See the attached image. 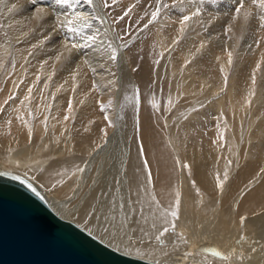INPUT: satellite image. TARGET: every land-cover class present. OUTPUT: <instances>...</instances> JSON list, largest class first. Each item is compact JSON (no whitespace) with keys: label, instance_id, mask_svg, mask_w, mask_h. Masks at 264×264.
<instances>
[{"label":"bare ground","instance_id":"obj_1","mask_svg":"<svg viewBox=\"0 0 264 264\" xmlns=\"http://www.w3.org/2000/svg\"><path fill=\"white\" fill-rule=\"evenodd\" d=\"M155 1L142 0L137 10L146 9L150 4L153 6ZM104 4L105 0H92L91 4L86 0H69L68 4H60L58 0H0L2 62L14 49L20 62L28 54L19 51L18 46L13 49L6 36L8 30L5 25L11 27L10 36L15 40L28 35L35 26V30L44 29L46 34L40 32L33 36L44 35L46 39L51 35L47 47L51 49L55 45L53 48L56 51V56L50 57L52 55L48 53L50 58L43 61L41 57V61L37 60L33 66L26 62L24 67L20 66L13 72L15 75L7 83L6 89L11 95L17 92L14 99L18 100L14 102L17 115L7 119L12 122L0 133V172L27 179L60 218L75 223L121 253L156 264H264V144L260 146L261 150H246L247 147L240 144L241 132L238 134L237 130L234 133V123L230 125L227 120L228 115L231 121L237 118L238 122L243 120L249 108V92L257 85L253 83L256 74L259 83L258 67L264 56L262 50L257 53L251 50L250 54L246 50V53L238 51L242 49L240 42L248 28L253 29L258 43L264 40V21L261 20L264 8L254 5L252 0H244V8L237 15L235 9L239 0H185L177 9L168 11L169 17L183 27L174 26L173 31L167 34L159 24L148 37L147 64L152 65L163 89L168 88V101L176 103V97L184 96L179 102L186 112L183 116L177 113L179 118L176 119L183 121L188 131L190 127L195 128L200 117L194 111L195 106L199 100L206 102L212 113L206 115L205 127L209 128V132H204L210 133V153L218 159L220 171L227 166L225 154L229 152L226 151H236L241 161L238 178L222 189L215 181V167L211 166L205 148L201 157L203 160H198L200 147L194 149L192 145L182 144V140H175L174 143V137L170 139L163 131V126L167 128L163 118L148 100L152 97L155 102L154 88L144 83L141 95L138 94L127 56L122 58L121 64L132 94L129 117H134L136 121L135 132L130 125L126 130L120 125L118 102L110 104L108 101L113 92V88L105 85L109 69L103 67L104 62L110 67L113 61L100 55V48L105 43L102 35H108L102 20L101 6L104 8ZM246 13H250L247 19ZM184 16L191 19L181 23ZM179 37L185 38L180 48L177 46ZM69 41L79 47L71 49L69 44L70 50L66 49L65 44ZM214 42L219 43L218 48L211 45ZM173 53L177 54V58L171 63ZM235 53L239 55V61L234 63H238L240 69L243 68L242 58L251 55V62L246 65L249 72L246 67L236 93L230 90L214 100L212 94L218 92L219 84L216 86L210 81V74L215 72L213 68L216 67V71L225 78L231 70ZM157 55L163 58L159 65L155 64ZM61 60H67L68 73L63 78L70 80L69 83L65 81L62 84L60 78L54 81L53 69ZM2 68L3 65L0 70ZM79 82L82 85L79 86ZM234 83L237 84V81H231V85ZM98 84V94L90 95L92 88ZM259 84L258 93L262 92ZM45 86L49 91L44 97L50 99L47 106H41L43 94L40 95L39 91ZM26 96L29 99H25ZM257 96V101L264 99L261 93ZM7 97L6 94L4 98ZM4 98L0 99V104ZM90 101H95L96 106L91 107ZM253 106L254 109H251H259L257 104ZM46 107L53 108L48 111ZM49 113L52 119H48ZM185 115H188L187 118ZM28 117L35 118L34 125L28 123ZM191 119H195L194 122ZM259 119L258 122L261 121ZM45 122L49 124L48 128L44 126ZM175 127L171 128V134L178 135L180 131ZM225 137L228 145L226 143L227 147L223 150ZM14 146H19L18 150ZM228 171L229 174L233 170ZM252 179L255 182H251ZM174 211L178 212V218L172 216ZM106 215L116 216L118 220L125 219L127 215L133 221L131 230L127 235L113 236L110 234L113 229L105 233ZM241 217L246 219L241 222ZM164 228H168V232L157 240L156 236ZM213 251H219L221 255L215 256ZM186 253L192 255L186 258Z\"/></svg>","mask_w":264,"mask_h":264},{"label":"rangeland","instance_id":"obj_2","mask_svg":"<svg viewBox=\"0 0 264 264\" xmlns=\"http://www.w3.org/2000/svg\"><path fill=\"white\" fill-rule=\"evenodd\" d=\"M107 2L111 5V7L102 8V6H101V12L103 13L102 17L104 16L102 18V20L104 21V26H105V28L108 31V35H106L107 33H104L102 35V36L105 37V40L102 37V40H104L105 43H104V45H102L103 48H100L101 49V54L100 55L103 54L102 58L104 56H106V59L107 58L111 59L110 58L111 57L110 53L113 54V49H115L116 59L115 60L111 59L113 62H112V65L110 67H107V65L104 62V66L103 67L106 66L105 69H107V68L109 69V72L107 73L108 81L106 82L107 84H105V85L110 87V88H113V92L114 93L112 92L113 94L112 93L110 94V97H109L108 101H109V103L110 102L114 103V101L118 102L117 110H118V118H119L120 125L123 126V128L125 130L130 125V128H132L133 133L135 132L136 121H135L134 117L133 118L131 117V119L129 117V109H130L131 104H132V96H131L132 94L130 93V90L128 89V86H127L128 85V80H127L128 78L126 77V71L124 69H122V64H121L122 63V58L127 56V58H129V60H130V64H128V65H129V67L131 69L130 72H131V76H132V82H133V84L134 83L136 84L135 86L137 88L138 94L141 95L140 91H141L142 85L144 83H148L150 85V87L154 88L155 102L153 103L152 97H148V100H149V102L151 103L152 106L154 105L158 109L159 114L163 118V120H162V118H161V120L163 121V123L167 127L165 129V127L163 126V128H164L163 131L166 133V135H168V137L170 139L174 137L173 138L174 143H175V140H177L179 142H181V140H182V142H181L182 144L184 143L187 146L188 145H192L193 148L195 147L194 149H197L198 147H200V149H201L200 151L201 152L199 154L198 160H201V161L203 160V159H201V157H203L202 155L204 154V151H206L208 153L207 155L210 158L209 160H210V162L212 164L211 166L215 167L214 175H215V181L218 184V186L222 187V189H223V187H225V186H227L229 184H232L234 182V180H236V178H238V175L241 172V161L238 160L236 151H234L233 153L231 151H226L227 153L229 152L228 154H225L226 152L224 153L225 157H226V163H227L226 165L227 166H226L224 171H220V169H219L220 163H219L218 159L215 158L216 156H214V155L212 156L211 155L210 147H209L210 145L208 143L209 142V138H210L208 136L210 135V133H209V135L207 134L209 132V128L205 127V125L207 123L206 115L207 116L210 115L212 113V111H211V109H209V106L207 105V103L202 101V100H199V103L195 106V110L194 111L196 113H199L200 117L201 116L202 117L201 118L199 117L198 123L196 124L195 128L190 127L189 131H188L187 130V125H184L183 121H180V120L176 119V118H179L178 114L183 116L185 114V112H186V110L184 109L185 107L180 106L181 103L179 102L181 99L184 98V96L183 97H176L178 99L176 101V103L175 102H173L174 104L170 103L168 101V99H169L168 97L170 96L169 92L167 93L168 88H167V90H166V88L163 89V85H161L159 83V81H158L159 78L156 75L157 73L155 71H153L154 69H152V65L147 64L148 63V56H147L148 37L151 34H153L152 31H155L156 26L159 25V24H160L162 30L164 32L166 31V33L167 32L170 33L171 31H173V27L174 26H181L182 24H180L179 22H177V21H175V20H173L172 18L169 17L170 15H169L168 11L169 10L171 11L174 8L177 9L181 5V3L185 2V0H156L155 3H153L154 4L153 6H151V4H150L149 6L146 7V9L145 8L143 10L139 9V11L137 10L138 9L137 7H139V5L142 2V0H116V3H114V4L112 3V0H107ZM129 2H132V3L129 4ZM157 8H159V14H158L157 18L154 21H152L151 23H149V20L151 18L152 13L155 12L157 10ZM129 9H130V11H128ZM126 11L128 12V15L124 16V13ZM165 13H168V14H165ZM0 15H2V14L0 13ZM121 16H124V18L122 20L119 19V17H121ZM160 18H161V21L163 19L165 20V21L164 20L163 21L165 22L166 25L163 23V21L162 22L160 21ZM104 19H106V20H104ZM3 20H4V18H3ZM161 23H162V25H161ZM145 25H147V26H145ZM168 25H169L170 28L168 27ZM182 27L183 26H181V28ZM5 28L8 30V34L6 36H7L8 40H10L12 42L13 49H14V47L18 46V48L21 49L19 51L27 52L28 54L26 55L27 57L24 56V60H25V61L23 60L24 63H23V61L20 62L18 60V57L16 59L15 49H14L13 53L10 54V56H9V58L7 60H4V62H2V60H0V67L3 65V68L0 70L1 71L0 72V99L4 98L6 94H7V96H9V97H7V99L4 98L2 100V104H0V133H2L3 130L7 129V124L8 123L12 122V120H10L11 121L10 122V121H7V119L9 117H13L14 115H17V112L15 113V104H14V102H18V100L14 101V99H16L17 92L11 95L10 92H8V90L6 89L7 88V83L15 75V73H13V72H15L17 68H21L20 66L24 67L26 64L29 65V66H33L34 64H36L37 60H40L41 57H42L41 59L43 61H45V60H47V58L56 56V53H54V52H56L55 49H54L55 45H52L51 49H50V47L49 48L47 47V46H49L48 41H49L51 35H49L50 37L47 36L46 39H45L44 35L43 36L42 35L39 36L40 38L36 37V36H33L34 34H38L40 32H41L40 34H43L42 32H45V31H43L44 29L35 30L36 29V26H35V29L33 28L34 31L30 30L28 35L26 34L23 38H17L15 40L14 38L11 37L12 36V34H11L12 31L10 30L11 27L9 25H7V26L5 25ZM53 29L54 28H52V30ZM169 29H170V31H169ZM38 30H39V32H38ZM251 32H252V35H251ZM46 33H47V31L44 34H46ZM169 33H167V34H169ZM253 35H255V33L253 32V29L252 28H248V31H246V35L244 36V38H242V42H240V48H242V49H240L238 51V53H241V51L244 52L246 50V52L248 54H250L252 52L257 53V52H259V50H262L261 52L264 54V40H261V42L259 40L260 43H258V41H257L258 38L256 36H253ZM155 39H157V37ZM177 39H178L177 40V46L180 48L181 47L180 45L184 43V41H185L184 39L185 38L184 37H179ZM25 40L28 42V45L26 44L27 42ZM34 41H35V43L37 41V43L33 44ZM157 45H159L158 42H157ZM211 45L212 46L214 45L213 47H215V48L219 47V43L216 44L214 42V43H211ZM260 47H262V48L260 49ZM121 49H125V50L123 51ZM43 50H45V51H43ZM251 50H253V51L250 52ZM35 51H37V52H35ZM120 52L123 53L124 56H122V54ZM124 52H125V54H124ZM246 52H244V53H246ZM48 53L50 55H52V56H50ZM48 56H50V57H48ZM235 56H238V57H235ZM44 57H46V58L43 59ZM234 57H235V59H234ZM234 57H232V59L234 61H232V64H230V69L231 70L228 72V74H227V76L225 78H224V76L221 73H219V71H216V70H218V68H216V67L213 68V70H215V72L213 71L212 75L209 73L210 74V78H211L210 81H212L213 84H215L216 86H218V84H219L218 92L212 94V98L214 100H215V98H217V96L219 97L222 93H224V92L227 93L230 90H232L234 93H236V90L239 88V84L242 82L241 81L242 74H243V72L246 73V71H245L246 67L251 62L250 61L251 58H249V57H251V55H249V56L246 55L245 57L242 58L243 61H244L243 65H241V66H243L242 69L239 68L238 63L237 64L234 63L235 61H237V62L239 61L238 60L239 59V55L235 53ZM262 57L263 58H262L261 62L259 63V67L260 68L258 67V71H259L258 72L259 73L258 74V77H259L258 80H259L260 84L257 83V74H256V77H255L256 78V83H254V85H256V84L257 85H256V87H254L252 92H249V96H250L249 100L250 101H249V105H248L249 108L247 109V111L249 113L247 111L245 113L247 117L244 114L245 118L243 117V120L241 122L240 121L238 122L237 121L238 118L236 120L232 119L233 121H231L230 120L231 119L230 116L229 115L227 116L229 118V119H227L228 122L231 123V124L230 123L229 124L232 125L234 123V125H235L232 128L233 132L234 131L237 132V130H238V134L241 132L240 133L241 134L240 135L241 139H239L240 140V144L243 143V146L247 147L246 150L249 149L250 151L261 150L260 146H263V144H264V99H260L259 101H257V99H256L258 97L257 95H259L260 93H261V95H264V80H263L264 79V77H263L264 76V56H262ZM156 58L157 59H156V63L155 64L159 65V63H161L163 61V58L160 57L159 55H157ZM174 58L175 59L177 58V54L176 53L172 54L171 63L173 61L175 62ZM124 60L125 59H123V62H124ZM66 61L67 60H65V61L61 60V63L59 62L60 64L58 63L57 65H55V67L53 69V70L56 71V72L54 71V73H53L54 74V77H53L54 81L55 80H59V78H60L59 81L62 84L65 83V81H66V83L71 82L70 80H65L63 78V77H65V74L68 73V71H67L68 69L66 67V64H67ZM244 63H247V64L244 65ZM209 64H211V63H209ZM148 67L151 69L150 71L147 70V69H149ZM86 69L87 68L84 67V70H86ZM60 70H62V72ZM240 70H241L242 73L240 72ZM248 70H249V68L247 67V71ZM86 71H88V70H86ZM63 72H65V73H63ZM88 73L90 74L89 71L87 72V74ZM149 73H150L151 77H149ZM220 74H221V76H220ZM4 75H6V76H4ZM56 76H57V78H56ZM59 76H61V77H59ZM232 76L234 77L233 79H235V80L230 79ZM251 77L252 76L250 75V78ZM145 78H147L148 80L145 79ZM250 78H249V80H251ZM26 81H27V78H26ZM231 81H233V82L237 81V84L234 83V84L231 85ZM79 83H80L79 86L82 85L81 82H79ZM165 83L167 84L166 81H165ZM258 84L260 86L259 88L262 90V92L260 91L259 93L256 90L258 88L257 87ZM235 85H236V87H235ZM99 86H100L99 84H98V86H94L92 88V90L90 91V95L94 94V96H96L98 94V93L96 94V92H99V89H98ZM95 87H96V90H95ZM44 88H43L44 91L43 90L39 91L40 95L43 94L42 102H40L42 104L41 106H45L48 103L49 99H50L49 97H46V96L44 97L45 92L49 91L48 90V86H45ZM234 88H235V90H234ZM12 91H14V90H12ZM255 96H257V97H255ZM10 97H11V99H10ZM251 101H253V102H251ZM261 101H263V102H261ZM3 102H4V104H3ZM112 103H110V104H112ZM96 104L97 103H95V101L94 102L90 101V103H89V105L91 107H95ZM256 104L259 107V109L255 108V110H253L254 109L253 105H256ZM181 105H183V104H181ZM257 106H255V107H257ZM46 108L49 111L53 107L52 108L51 107L50 108L46 107ZM251 108H253V109H251ZM42 109L44 110V107ZM177 110H178V112H177ZM182 110H184V111H182ZM251 110H252L254 116L252 115ZM87 113H88V115H91V111H88ZM133 114L135 116L136 112L134 111ZM1 116H3V117H1ZM4 116H5V119H4ZM187 116L185 115L184 117L187 118ZM258 117L261 118V119H259V120H261L259 122L257 121ZM2 118H3V121H2ZM48 119H52L51 118V113H49ZM194 120L195 119H191V121H193V122H194ZM27 121H28V123L32 122L31 124H33L35 122V118L28 117ZM134 121H135V123H134ZM247 121H249V122H247ZM250 121H251V123H250ZM177 123H178V125H177ZM203 123H205V124H203ZM237 123H238V126H237ZM48 125L49 124H47L46 122L44 123V126L45 127L47 126V128H48ZM175 125H176L175 128H177V130H179L181 132V133L179 132L178 135L171 134V132H172L171 128H173ZM171 126H173V127H171ZM206 129H208V131ZM248 130H250V131H248ZM11 131H12V135L14 136L15 135L14 131L13 130H11ZM204 131H206L207 133H205ZM247 132H248V134H246ZM242 133H243V135H242ZM202 134H203V136H202ZM193 138H195V140ZM242 138H244V139H242ZM207 139H208V141H207ZM0 141H2L1 134H0ZM227 141H228L227 137H225L224 138V142H223L224 145L221 147V149H223V148L225 149V147H227V145H228ZM226 143H227V145H226ZM196 144H198V145H196ZM200 145L202 146V148H201ZM212 145L215 146V143L212 142ZM18 148H19V146L18 147L14 146V149L18 150ZM208 148H209V150H208ZM203 149H204V151H203ZM224 154H222V155L224 156ZM214 159L216 161H214ZM206 166H209V165H206ZM227 169H229V171H230V169L233 170V171H230L231 172L230 173ZM227 171L229 172V174L227 173ZM253 181H254V179H252L251 182H253Z\"/></svg>","mask_w":264,"mask_h":264},{"label":"water","instance_id":"obj_3","mask_svg":"<svg viewBox=\"0 0 264 264\" xmlns=\"http://www.w3.org/2000/svg\"><path fill=\"white\" fill-rule=\"evenodd\" d=\"M0 264H156L60 218L27 179L0 172Z\"/></svg>","mask_w":264,"mask_h":264},{"label":"snow or ice","instance_id":"obj_4","mask_svg":"<svg viewBox=\"0 0 264 264\" xmlns=\"http://www.w3.org/2000/svg\"><path fill=\"white\" fill-rule=\"evenodd\" d=\"M58 2L60 4H68L69 3V0H58ZM86 2L88 4H91L92 3V0H86ZM112 3H116V0H112ZM252 3L254 5H258L260 8H264V0H252ZM104 7L105 8H108V7H111V5L107 2V0H105V4H104ZM244 8V0H239V6L235 9L237 15H239L241 9ZM130 11V9L128 10ZM159 14V8H157V10L155 12L152 13L151 15V18L149 20V23H151L152 21H154L157 16ZM128 15V12L126 11L124 13V16H127ZM194 15H198V13H194ZM250 15V13H246L245 14V19L248 18V16ZM124 16H121L119 17V19H123ZM189 19H191L190 16H184L183 17V20L181 21V23H184L186 21H188ZM261 20L264 21V16H261ZM147 26V25H145ZM71 31H75V29H71ZM71 45V49H76L79 47V45L77 43H72L71 41L68 42V44H65V48L70 50L68 45ZM62 55V53H61ZM112 60H115L116 59V54H115V49H113V54L111 55L110 57ZM57 59H59V56L57 57ZM229 62H231V53H229ZM253 83H255V77H253ZM31 92V90H29V93ZM11 99V97H10ZM25 99H29L28 96L25 97ZM67 118V117H66ZM107 119V117L105 118ZM81 171H83V169H81ZM177 208L179 206V201L177 200ZM121 208H123V205H120ZM172 216L174 217H177L178 218V212L177 211H174L172 212ZM246 218L245 217H241V222H243ZM104 221H105V226L103 227V230L105 233H109V229H113L114 231H112L110 234L115 236L117 234H124V235H127L128 232L131 230V224L133 223V221H131L128 216L126 215L125 219L123 220H118L116 216H105L104 217ZM173 229L175 228V225L172 226ZM168 232V228H164L161 232H160V235L156 236V239L157 240H160V237L164 235V233ZM243 239V237H242ZM185 243H187V241H185ZM207 251V249H206ZM253 252L256 251L255 248L252 249ZM167 255V254H165ZM192 253H186L185 254V257L187 258L188 256H191ZM213 255L215 256H220L221 253L219 251H213ZM225 259H228V257H224Z\"/></svg>","mask_w":264,"mask_h":264}]
</instances>
